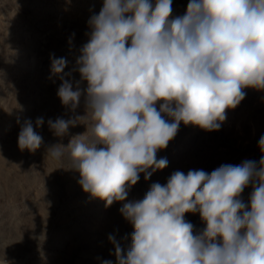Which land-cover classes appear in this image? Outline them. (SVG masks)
<instances>
[{"label": "clouds", "instance_id": "obj_1", "mask_svg": "<svg viewBox=\"0 0 264 264\" xmlns=\"http://www.w3.org/2000/svg\"><path fill=\"white\" fill-rule=\"evenodd\" d=\"M171 12L172 0H155L154 6L151 0H104L88 22L90 39L77 64L87 82L94 139L74 137L48 155L61 159L68 149L83 190L107 205L126 200V187L140 173L147 180L149 168L167 167L156 154L181 122L219 130L245 88L264 90V0H190L182 17L170 20ZM65 66V58L52 61L56 74ZM57 95L75 108L81 91L64 80ZM75 123L48 121L56 136ZM41 143L26 120L19 148L35 151ZM96 143L105 147L98 150ZM259 147L264 151V136ZM249 183L253 191L245 204L240 196ZM120 211L134 231L126 252L109 236L117 264H264V156L259 166L245 161L210 174L175 171L166 185L153 183L141 201ZM186 213H199L202 232L193 233Z\"/></svg>", "mask_w": 264, "mask_h": 264}, {"label": "rangeland", "instance_id": "obj_2", "mask_svg": "<svg viewBox=\"0 0 264 264\" xmlns=\"http://www.w3.org/2000/svg\"><path fill=\"white\" fill-rule=\"evenodd\" d=\"M151 2L154 6L155 0ZM189 2L172 0L169 19L182 17ZM103 4L104 0H0V264H103L105 260L117 264L109 236L126 252L134 231L120 211L125 203L141 201L153 183L166 185L175 171L210 174L222 165L245 161L259 166L264 156L259 147L264 136V90L245 88V98L226 110L219 130L181 122L167 147L156 154L158 160L167 159V167L149 168L152 175L147 180L140 173L139 181L126 187V200L107 205L85 192L69 150L64 149L61 159L48 152L54 145L67 147L74 137L94 139L87 82L81 79L77 61L90 39L88 22ZM54 58H65L63 73L52 71ZM64 80L81 91L75 108L62 104L57 95ZM41 117L43 124L38 127ZM58 118L75 120V126L56 136L48 121ZM26 120L42 137L35 151L18 146ZM252 191L249 183L240 196L245 204ZM184 218L193 225L194 234L203 231L199 213H186Z\"/></svg>", "mask_w": 264, "mask_h": 264}]
</instances>
